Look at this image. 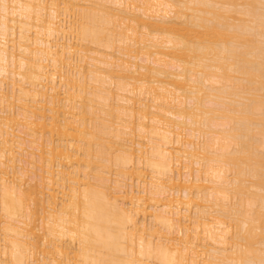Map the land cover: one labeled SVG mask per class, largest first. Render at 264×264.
I'll list each match as a JSON object with an SVG mask.
<instances>
[{
  "label": "bare ground",
  "instance_id": "bare-ground-1",
  "mask_svg": "<svg viewBox=\"0 0 264 264\" xmlns=\"http://www.w3.org/2000/svg\"><path fill=\"white\" fill-rule=\"evenodd\" d=\"M0 264H264V0H0Z\"/></svg>",
  "mask_w": 264,
  "mask_h": 264
}]
</instances>
